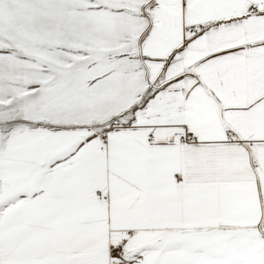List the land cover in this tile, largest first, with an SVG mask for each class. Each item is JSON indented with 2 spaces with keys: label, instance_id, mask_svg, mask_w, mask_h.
Returning <instances> with one entry per match:
<instances>
[{
  "label": "snow or ice",
  "instance_id": "6c2138e0",
  "mask_svg": "<svg viewBox=\"0 0 264 264\" xmlns=\"http://www.w3.org/2000/svg\"><path fill=\"white\" fill-rule=\"evenodd\" d=\"M0 264H264V0H0Z\"/></svg>",
  "mask_w": 264,
  "mask_h": 264
}]
</instances>
